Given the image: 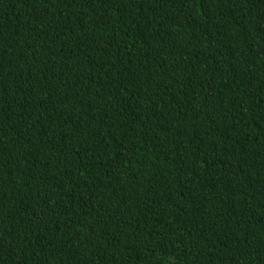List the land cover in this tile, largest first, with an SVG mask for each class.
Segmentation results:
<instances>
[{
    "label": "trees",
    "instance_id": "trees-1",
    "mask_svg": "<svg viewBox=\"0 0 264 264\" xmlns=\"http://www.w3.org/2000/svg\"><path fill=\"white\" fill-rule=\"evenodd\" d=\"M0 264H264V0H0Z\"/></svg>",
    "mask_w": 264,
    "mask_h": 264
}]
</instances>
